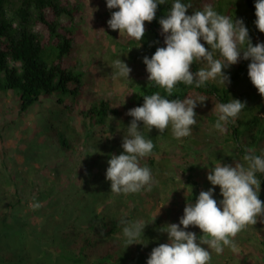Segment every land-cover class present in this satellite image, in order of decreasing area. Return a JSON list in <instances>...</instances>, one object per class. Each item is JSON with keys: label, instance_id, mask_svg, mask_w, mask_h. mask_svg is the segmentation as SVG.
Masks as SVG:
<instances>
[{"label": "rangeland", "instance_id": "obj_1", "mask_svg": "<svg viewBox=\"0 0 264 264\" xmlns=\"http://www.w3.org/2000/svg\"><path fill=\"white\" fill-rule=\"evenodd\" d=\"M63 1L76 12L74 17L63 18V22L69 23L74 35V53L69 61L83 74L84 82V96L75 104V110H87L101 98H109L122 115L119 119L111 117L115 127H93L94 134L89 138L82 126L83 117L75 116L71 132L75 129L83 138L76 148L68 150L49 134L52 123L60 125L58 122L65 117L58 97L23 114L15 94L0 92V264H79L66 256L68 251L57 241L58 232L70 227L76 218L79 225H86L93 209H111L115 214L130 216V222H144V233L132 244L137 258L131 264H147L152 250L169 242L167 233L160 229L179 224L186 205L195 204L188 199V176L194 174L201 193L214 187L207 179L211 168L220 163L235 166L246 162L228 135L216 130L206 115L196 113L200 117L190 136L160 140L161 150L152 156L156 164L167 165L169 177L158 176L150 161L144 160L141 166L148 164L152 172L151 191L111 193V182L106 179L108 160L111 154L123 153L122 142L114 138L123 129L121 119H132L126 113L138 107L134 97L149 76L143 59L153 55L140 41L108 26L118 9H108L106 0ZM190 2L194 9L205 5L215 9L219 0ZM36 29L43 31V26ZM161 35L164 42L163 32ZM117 59L132 69L129 78H114L112 66ZM72 101L68 98L66 104L73 105ZM92 156H101L96 165L90 163ZM104 164L107 168H102ZM220 192L215 186L213 198L218 202ZM259 198L264 202L262 186ZM34 202L41 207L30 208ZM187 231L198 238L203 235L198 227L190 226ZM235 243L238 252L225 247L218 255L209 249L210 264H264V216L256 225L242 230Z\"/></svg>", "mask_w": 264, "mask_h": 264}, {"label": "clouds", "instance_id": "obj_2", "mask_svg": "<svg viewBox=\"0 0 264 264\" xmlns=\"http://www.w3.org/2000/svg\"><path fill=\"white\" fill-rule=\"evenodd\" d=\"M106 4L108 9H118L112 13L108 26L141 41L145 36V22L151 23L155 19L158 5L165 4V0H106ZM189 9H192L191 3L174 0L165 17L160 19L166 47L157 48L150 59L144 57L149 81L169 95L180 82L201 87L208 81H217L226 87L231 80L224 69L237 64L242 55L244 60H251L248 75L264 97V43L254 46L243 20L233 21L211 5L193 10L191 15L187 14ZM255 9V25L264 33V0H256ZM194 63L202 65L195 72L191 70ZM112 67L114 78H129L132 71L121 59L115 60ZM143 99L142 106L126 113L133 119L122 141L123 153L111 154L108 160L106 179L111 182V193L114 194L151 191V169L147 165L141 166L140 161L152 153L154 144L143 136L139 122L161 134L171 125L176 139L190 136L197 123L194 111L197 101L193 99L169 100L158 92ZM245 107L246 102L239 99L215 104L213 111L218 114L215 129L226 132L228 121H234ZM243 160L246 164L220 163L210 169L207 179L214 187L201 191L195 204L186 205L179 224H168L160 229L167 233L169 242L155 247L147 264H210L209 249L218 255L225 247L239 251L235 237L264 216V202L259 198L261 181L257 178V173H264V156L255 155L249 148ZM215 186H219L223 197L219 202L213 198ZM29 207L35 210L41 204L34 202ZM120 223L124 225L123 236L128 244H133L144 233L143 221L122 219ZM190 226L198 227L203 235L198 238L196 233L187 231Z\"/></svg>", "mask_w": 264, "mask_h": 264}, {"label": "trees", "instance_id": "obj_3", "mask_svg": "<svg viewBox=\"0 0 264 264\" xmlns=\"http://www.w3.org/2000/svg\"><path fill=\"white\" fill-rule=\"evenodd\" d=\"M188 2L189 0H182V3ZM173 3L174 0H165V4L158 5L155 19L151 23L145 22V36L140 42L151 55H154L157 48L166 47L159 21L165 17ZM255 3L256 0H219L214 9L221 15L231 17L233 21L243 20L254 46L257 43H264V33L255 25L257 19ZM193 6L189 9L188 15H191L193 10H202L199 7L194 9ZM75 14L74 8L68 7L63 0H20L18 3L0 0V92L15 94L23 114L43 104L45 100L58 97V102L64 105L61 112L65 117L58 122L60 125L52 123L49 134L56 138L61 148L68 150L76 148L77 142L83 138L79 131L74 129L71 132L75 116L83 117L82 126L87 129L85 136L89 138L94 134L93 127L106 125L115 127V120H111V117L119 119L122 115L118 108L112 107V100L109 98H101L87 110L82 109L78 112L74 108L84 96V82L83 74L72 67L69 61L74 53V35L71 26L68 22H63V18L74 17ZM39 26H43V31L36 29ZM201 43L208 47L203 40ZM250 63L251 60H244L241 55L237 64L224 69L225 75L231 80L226 87L217 81H208L201 87H196L195 83L189 86L180 82L169 95L165 89L148 79L138 87L134 102L138 107L142 106L144 96L157 92L169 100L193 99L197 101L194 111L206 115L211 122L216 123L218 114L213 111L215 104L239 99L242 103L246 102V107L234 121L232 119L228 121L224 134L229 136L228 140L234 143L242 157L249 148L254 150L255 155L264 156V97L250 80L248 75ZM201 66L194 63L191 70L195 72ZM68 98L73 99V105L66 104ZM199 117L200 115H196L197 120ZM132 119H121L124 121L121 125L123 129L119 130L120 136L114 138L116 141H123ZM139 124L143 136L151 139L154 144L152 153L142 158L140 163L149 160L158 176L169 177L167 165L156 164L152 156L161 150L160 140L165 138L177 140L172 134L171 125L161 134L155 128L151 130L144 127L143 122ZM111 129L116 131L115 128ZM95 156H92L90 163L96 165L101 156L96 158ZM164 158L166 159L165 155ZM104 166L105 164L102 168ZM257 178L264 188V173H257ZM188 184L190 187L188 199L196 202L200 189L194 180V174L188 176ZM36 191L41 194L40 191ZM222 199L223 197H219V201ZM122 219L129 221L130 216L115 214L111 209L107 211L93 209L86 225H79V218H76L70 227L58 232L57 241L68 251L66 256L76 261H72L74 263L131 264L137 255L133 245L123 240L124 225L120 223Z\"/></svg>", "mask_w": 264, "mask_h": 264}]
</instances>
